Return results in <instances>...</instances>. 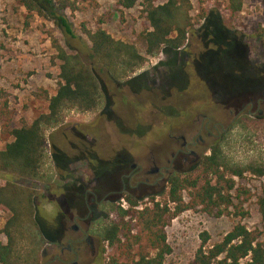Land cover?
Wrapping results in <instances>:
<instances>
[{
  "label": "rangeland",
  "instance_id": "rangeland-1",
  "mask_svg": "<svg viewBox=\"0 0 264 264\" xmlns=\"http://www.w3.org/2000/svg\"><path fill=\"white\" fill-rule=\"evenodd\" d=\"M77 1L78 12L64 11L63 14L80 39L68 40L53 22L38 14L30 15L18 0H0V150L13 141L6 129L7 122L13 130L31 125L48 112L44 92L55 95L60 74L54 41L68 47L69 52L80 53L103 87V103L97 111H66L63 122L47 131L48 157L42 179L35 183L17 181L39 191L37 217L47 231L58 233L63 214L83 210V201L71 200L77 190H95L100 199L106 197L110 189L118 186V168L122 166L125 176L133 172V165L143 166L145 171L151 172L153 182L158 175L152 172L160 167L172 166L175 173L192 170L197 165L194 159L184 164L185 156L178 153L185 150L184 138L192 143L195 139L198 141L199 136L204 142H200L195 151L200 159L209 153L219 139L203 129L209 120L208 129L215 136L222 128H229L228 155L233 161L241 166L264 164L263 122L247 130L233 123L243 109L251 112L253 118L264 120V102L258 106V101L264 100L263 79L258 80L241 63L246 60L247 64L264 71L259 40V34L264 31L263 0H244L243 12L235 18L230 16L225 0H191L195 26L186 46L177 54L165 50L158 57L149 58L135 74L120 82L112 80L91 59L89 41L82 28L86 26L96 31L102 27L115 38L136 44L146 55L141 34L148 29L142 15L147 0H140L134 9L126 12L124 19L114 0H97V8L83 0ZM100 21L104 24L100 25ZM219 73L227 76L228 81L219 77ZM233 88L252 90L231 91ZM150 160H156L157 165ZM11 180L15 181L9 175L0 174V186ZM238 184L251 192V200L246 204L248 216L217 218L201 209L181 214L166 230L172 248L166 264H192L203 233L207 232L210 244L215 245L238 224L255 232L264 244V226L258 206L264 178L248 175L238 180ZM131 185L136 188V179ZM168 193L169 186L165 185L154 191L142 188L130 194L146 207L151 205L152 198L165 203ZM117 202L96 210L90 230L95 239L103 226L117 220L112 208L124 204L120 199ZM9 217L0 211V231ZM66 221H70L69 226L75 224L71 214ZM0 240L6 242V237L0 234ZM106 250L102 253L99 246L95 251L82 254L77 262L114 264L113 258L120 259L122 264L125 262L126 257H120V251L111 247ZM142 251L136 247L132 256ZM57 253L56 244L50 238L43 248L42 263L52 261Z\"/></svg>",
  "mask_w": 264,
  "mask_h": 264
},
{
  "label": "trees",
  "instance_id": "trees-1",
  "mask_svg": "<svg viewBox=\"0 0 264 264\" xmlns=\"http://www.w3.org/2000/svg\"><path fill=\"white\" fill-rule=\"evenodd\" d=\"M18 1L30 15L38 14L53 22L65 39H80L63 14L64 11L78 12L79 1ZM83 1L91 7H98L97 0ZM114 1L124 19L126 12L134 9L140 0ZM158 2L159 0H147L142 11L148 24V29L141 34L146 45V55L140 52L136 44L119 40L102 27L92 31L83 26L82 33L89 41L91 59L112 80L124 81L142 68L149 58L158 57L165 50L177 54L186 46L195 26L192 1ZM225 2L232 18L243 12L244 0ZM99 24L104 22L100 21ZM259 40L260 50L264 55V31L259 34ZM54 45L56 59L60 63V74L55 95L44 92L49 103L48 112L35 119L31 125L21 128L10 130V124H6L13 141L0 150V174L9 175L15 181L11 180L0 186V211L10 216L0 231L6 237V242L0 240V264H42L43 248L53 234L42 226L37 217L39 191L17 181L35 183L42 179L48 157L46 133L63 122L66 111L92 113L103 103L102 84L83 56L78 52H69V48L62 46L57 40ZM215 63L217 64L216 59ZM227 63L229 64L228 61ZM241 63L258 80L263 79L264 84L262 68L253 67L246 60ZM219 74V77L228 81L227 76ZM248 89L250 88H233L231 91ZM261 122L264 124L261 117L253 118L245 114L235 125L247 130ZM227 136L228 132L217 139L209 153L192 170L170 176L168 199L165 203L152 198V206L143 207L139 200L125 195L127 204L112 208L117 213V220L103 226L96 233L102 253L107 252L106 247H111L120 251V257H126L123 264H166L167 257L172 254L166 230L181 214L201 209L217 218L247 217L246 204L252 196L247 187L239 186L238 180L248 175L264 178V164L241 166L233 161L228 155L230 141ZM258 206L264 226V190L258 199ZM201 241L192 264H264V244L255 232L244 225H236L218 244H210L207 232L201 235ZM136 247L143 249L136 255L137 258L132 256ZM112 261L114 264L121 263L117 258Z\"/></svg>",
  "mask_w": 264,
  "mask_h": 264
},
{
  "label": "flooded vegetation",
  "instance_id": "flooded-vegetation-1",
  "mask_svg": "<svg viewBox=\"0 0 264 264\" xmlns=\"http://www.w3.org/2000/svg\"><path fill=\"white\" fill-rule=\"evenodd\" d=\"M264 100L261 99L258 101V106L263 103ZM251 107L253 108V103H251ZM246 109H243L241 113H239L235 119V123L241 116L245 114L253 115L251 112L246 113ZM210 123V120H209ZM209 123L208 125H204L203 129H206L209 133V136H213L216 138H220L224 133L228 132V129L222 128L221 132H218V135L215 136L212 132L209 131ZM216 124L214 127L217 128ZM233 125V124H232ZM200 142H204L203 138L199 136L198 141L195 139L192 143L187 142V139L184 138V147L185 150L182 152H179L178 154L182 153L183 156H185L184 164H188L189 159L193 158L194 163L198 164L200 159V156L197 154L195 149L199 148ZM192 147V148H191ZM150 162H152L150 160ZM152 164L157 165V161L154 160ZM172 166L169 167H160L156 170H153V174L158 175V178L155 179V181H152L151 172L149 174L148 171H145L143 166H132L133 172L130 173V175L125 176L124 173V166L118 168V186L110 189L108 192V195L102 199H100V196L98 193L94 191H88V192H82L83 190H77L78 193L73 196V200H81L84 202L83 210L80 212L73 213V211L68 212L67 214L62 215L61 220V226L58 233H53L52 241L54 244H56V247L58 249V253L55 254L52 261H48L45 264H78V260L80 259V256L84 254L85 252L89 253L91 251H95L99 248L100 242L94 236H91L90 230L92 226V222L94 221L95 217L97 216L96 210L98 208H101L105 204L108 203H116L118 199H120V202L127 204L124 197L125 195H131V192H135L136 190H141L142 188L145 190H156L158 188H163V186H169V178L172 174L175 172L172 171ZM120 178V180H119ZM127 178V180H126ZM137 181L136 188H133L131 185V181L135 180ZM103 181V180H101ZM100 181V182H101ZM78 184V183H77ZM115 190V191H114ZM91 195V197H89ZM133 196V195H131ZM134 197V196H133ZM136 198V197H134ZM137 199V198H136ZM138 200V199H137ZM140 202V201H139ZM118 203V202H117ZM71 208V207H68ZM71 214V218L73 222L75 223L73 226H69L70 221H66L67 216ZM82 223V225H79V223ZM64 240H66V245H64ZM74 257L75 260L72 261L71 258ZM43 264V263H42Z\"/></svg>",
  "mask_w": 264,
  "mask_h": 264
}]
</instances>
